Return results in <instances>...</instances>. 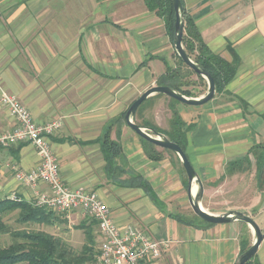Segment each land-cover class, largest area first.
Here are the masks:
<instances>
[{
	"label": "crops",
	"instance_id": "crops-1",
	"mask_svg": "<svg viewBox=\"0 0 264 264\" xmlns=\"http://www.w3.org/2000/svg\"><path fill=\"white\" fill-rule=\"evenodd\" d=\"M181 1L209 50L227 61L233 54L239 59L233 78L211 100L174 105L182 120L192 123L185 154L203 183L201 205L207 211L253 215L250 211L262 200L259 193L247 202L225 201L217 207L207 203L206 193L209 187L215 193L225 185L229 163L250 162L253 151L264 149V0ZM176 62L163 17L144 0H0V87L15 95L36 123L60 122L48 142L62 181L94 191L117 226L132 225L167 241L163 255L149 264H233L251 244L245 237L248 225L201 222L189 205L187 176L177 154L153 147L126 123L119 126L126 162L149 184V193L120 184L128 174L112 180L105 172L100 142H94L145 89L157 85L158 77L176 68ZM152 96L145 103L146 117L166 130L169 98ZM13 126L0 104V132ZM116 130L117 125L111 129L112 139ZM21 143L17 151L20 143L0 146V199L15 195L33 202L48 188L16 179L15 168L27 172L39 162L34 147ZM153 148L163 152L160 160L149 158ZM257 170L256 156L255 177L261 181L264 173L260 176ZM196 188L194 183L192 194ZM257 216L256 221L264 220L263 207ZM84 221L95 220L71 211L61 213L53 226L62 231ZM92 226L98 245V227L94 222ZM254 256L264 264V237Z\"/></svg>",
	"mask_w": 264,
	"mask_h": 264
},
{
	"label": "trees",
	"instance_id": "trees-1",
	"mask_svg": "<svg viewBox=\"0 0 264 264\" xmlns=\"http://www.w3.org/2000/svg\"><path fill=\"white\" fill-rule=\"evenodd\" d=\"M144 1L150 11H153L158 16L163 17L167 32L173 42L175 17L171 0ZM182 45L187 55L194 62L206 69L213 77L216 86V93L223 91L224 87L233 78L237 70L239 65L238 56L233 54L232 59L227 61L219 54L210 51L193 19L185 11ZM181 67L185 68L186 74H182L180 72ZM190 73L196 74L177 56L176 68H168L163 76L158 77L156 83L157 85L170 86L187 96H196V94L184 87L188 84V81H185L184 79L187 74ZM196 75L199 78H202L200 75ZM149 98L143 101L137 109L145 104ZM176 103L179 102L175 99L169 98L171 117L169 119L168 129H160L153 123L145 121H142L140 125L150 127L157 132L163 133L170 140L176 142L185 152L187 142L186 132L192 127V123L187 124L182 120L174 106ZM124 114L125 113H123V115L115 121L109 123V125L104 128L101 137L94 142H100L101 152L105 161V172L112 178V180H117L120 174H128L127 179H120V181H122L120 184L131 187L139 186L150 193L149 184L144 181L141 176L132 172V169L128 166L122 153L118 135L120 131L119 126L125 123ZM115 122L121 123H118L119 125H117L116 139H112L110 137V132L112 127L115 125ZM21 144L22 143L17 146L15 151L19 150ZM150 144L153 147L155 146L152 143ZM163 150L167 151L166 149ZM148 156L152 160H160L163 157V152L154 149L148 154ZM261 156L263 155L257 156V169L260 176L264 173V161H260ZM239 163L240 162L229 163L227 173L232 174L235 170H237V166H240ZM13 210H18V216L16 219L18 223H35L51 226L54 225L56 221H59L58 215L54 213L55 211L45 207H39L35 205L34 201L28 202L16 196L13 199L10 197L3 198L0 199V233H6L8 231L7 225L3 221V215ZM199 220L201 222L208 223L200 218ZM93 222L96 223L95 221H92L89 224H86L84 221L80 222L76 226L77 228H81L83 230L85 237V242L82 245L80 255L78 256L68 250L60 237H56L45 231L21 230L12 232L14 237L22 240L21 242H15L7 247L0 248V264H83L85 260L91 262L97 253V241L95 235L93 234ZM185 222L190 223L188 221ZM245 249L246 248L243 247L241 252ZM245 264H258V262L256 261L255 256H253Z\"/></svg>",
	"mask_w": 264,
	"mask_h": 264
},
{
	"label": "built area",
	"instance_id": "built-area-1",
	"mask_svg": "<svg viewBox=\"0 0 264 264\" xmlns=\"http://www.w3.org/2000/svg\"><path fill=\"white\" fill-rule=\"evenodd\" d=\"M0 104L17 123L13 129L0 133V146L27 142L39 155L38 165L30 171L15 168V177L23 185L35 187L42 182L47 186V192L38 193L35 205L61 213L76 211L96 221L101 240L89 264H149L163 255L167 241L157 240L151 233L132 225L117 226L108 206L94 191L71 188L62 181L58 161L48 142L49 135L59 127L58 120L36 123L20 100L1 87Z\"/></svg>",
	"mask_w": 264,
	"mask_h": 264
},
{
	"label": "water",
	"instance_id": "water-1",
	"mask_svg": "<svg viewBox=\"0 0 264 264\" xmlns=\"http://www.w3.org/2000/svg\"><path fill=\"white\" fill-rule=\"evenodd\" d=\"M174 10V33H173V47L180 58V60L189 67L196 74L205 79L207 87L206 91L199 96H187L174 88L166 85H152L145 89L127 108L124 114V120L128 127H130L140 138L154 144L157 147L174 152L180 159L181 165L187 176L188 186L187 194L189 205L193 213L200 219L213 224H225L233 221H241L247 224L254 235L252 243L241 252L235 259L233 264H245L257 252L261 241L264 237V229L247 213L240 210H227L223 213L215 214L207 211L201 205L203 197V183L193 169L185 152L173 140H170L166 135L157 132L154 129L146 126L138 125L133 121L135 112L139 105L148 97L154 94H162L169 98L186 105H201L211 100L216 93V86L213 77L201 65L194 62L185 52L182 45L183 27H184V6L181 0H171ZM196 184V191L192 194V186Z\"/></svg>",
	"mask_w": 264,
	"mask_h": 264
},
{
	"label": "rangeland",
	"instance_id": "rangeland-1",
	"mask_svg": "<svg viewBox=\"0 0 264 264\" xmlns=\"http://www.w3.org/2000/svg\"><path fill=\"white\" fill-rule=\"evenodd\" d=\"M180 72L182 74H186L185 68L181 67ZM184 80L188 81L187 86H184V87L192 91L194 94H196V96H199L206 91L207 84L204 78H199L196 74L190 73V74H187ZM158 96L159 95H156L155 97H158ZM168 106H169V103H168ZM146 108H148L147 104H143L139 109H137V111L135 112L136 116L134 115V118H133L134 122L139 123V124H141L142 121L154 123L153 118L146 117L147 116L145 113ZM13 121H14V126H13L14 128L16 127L17 123L15 119H13ZM116 123L117 122H115V125H119L118 123H121V122H118L117 124ZM2 132H5V131H2ZM260 153L264 156V149L260 151L258 150L253 151L252 156L250 157V162H247L248 160L240 161L239 165L241 168L237 169L238 171L235 173L227 174L228 181L222 187H218L215 193L212 192L213 190L212 187H209L208 193H206L207 203L209 202L211 205L217 207V205L224 206L225 201H230V202L236 201L237 202L238 200L239 202L240 201L247 202L250 198H252L253 196H256L259 193L261 195L262 200H261V203L255 207L257 210L255 209L256 210L255 211L253 209L252 211H250L253 215L245 212L251 217L254 216L252 218L256 221L258 217L257 216L258 210L262 207L264 208V175L261 178V181H258L257 178L255 177V171H254L255 158L256 156L260 155ZM257 172L259 173L258 170ZM208 211L215 213V214L225 212V211H219L216 208L215 209L212 208ZM54 213H56L58 217L59 215H61V213L57 211H55ZM17 216H18V210H13L3 215V221L7 225L8 231L6 233H0V248L7 247L8 245L15 243V242L22 241L20 238L13 236L12 232L14 231L16 232L21 231V230L23 231H45L47 233H51L52 235L56 237H59V235H62V237L60 238L62 239L63 244L68 248V250L70 252L72 251V253H74L77 256L80 255L82 245L85 242V237H84L83 230L80 228H77L76 224L72 225L71 229L68 228L67 230L66 228L63 227L62 231H60L59 226L54 227L53 225L49 226V225H44V224L40 225V224H35V223H18L16 220ZM259 220L260 219H258V221L256 222H259L261 228L264 229V220H260V221ZM60 224L63 225V223H60ZM245 237L250 238L251 240L250 243H252L254 235L250 227H249V233L246 234ZM89 263L90 261L85 260L83 264H89Z\"/></svg>",
	"mask_w": 264,
	"mask_h": 264
}]
</instances>
